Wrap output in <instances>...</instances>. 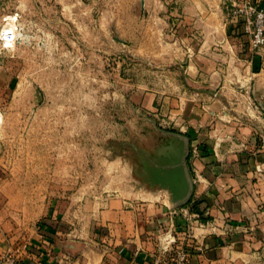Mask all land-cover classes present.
Listing matches in <instances>:
<instances>
[{
	"label": "crops",
	"instance_id": "obj_1",
	"mask_svg": "<svg viewBox=\"0 0 264 264\" xmlns=\"http://www.w3.org/2000/svg\"><path fill=\"white\" fill-rule=\"evenodd\" d=\"M245 1L264 9V0L149 3L175 10L170 21L180 26L160 54L149 52V63L165 73L162 95H149L189 140L190 153L200 154L192 165L187 160L189 202L176 207L191 186L176 159L184 142L169 137L172 156L153 167L165 177L147 181L149 198L101 196L85 204L82 218L67 202L35 220L25 208L18 224L0 146V257L14 255L19 264H152L160 240L173 234L191 264H252V255L264 251V48L252 51L242 22L228 14ZM5 77L0 68V91Z\"/></svg>",
	"mask_w": 264,
	"mask_h": 264
},
{
	"label": "rangeland",
	"instance_id": "obj_2",
	"mask_svg": "<svg viewBox=\"0 0 264 264\" xmlns=\"http://www.w3.org/2000/svg\"><path fill=\"white\" fill-rule=\"evenodd\" d=\"M150 2L0 0V146L18 224L25 208L35 220L67 202L82 218L101 196L149 198L147 181L163 171L153 167L172 156L163 131L179 127L150 96L162 95L165 73L148 55L180 32L177 12ZM252 258L264 264V251Z\"/></svg>",
	"mask_w": 264,
	"mask_h": 264
},
{
	"label": "built area",
	"instance_id": "obj_3",
	"mask_svg": "<svg viewBox=\"0 0 264 264\" xmlns=\"http://www.w3.org/2000/svg\"><path fill=\"white\" fill-rule=\"evenodd\" d=\"M230 16L242 22L244 33L249 38L252 51L264 48V9L254 2L234 3ZM4 43L15 44L16 33L6 30L1 36ZM197 150H194L196 152ZM20 260L10 254L0 257V264H19ZM152 264H191V255L185 244H181L173 234L164 235L159 251L153 256Z\"/></svg>",
	"mask_w": 264,
	"mask_h": 264
},
{
	"label": "water",
	"instance_id": "obj_4",
	"mask_svg": "<svg viewBox=\"0 0 264 264\" xmlns=\"http://www.w3.org/2000/svg\"><path fill=\"white\" fill-rule=\"evenodd\" d=\"M163 134L168 136V137H175V138L181 139L184 142V150H182V152H179L176 159L179 160V163H181V166L186 171V175L188 177V180H189V183L191 186V192L186 199L181 200V201L176 203V207L178 208V207H182V206L186 205L189 202L190 197H191L192 192H193V183L194 182L190 176V172H189L188 164H187V160L190 157V144H189V140L187 138L181 136L180 134L172 133V132H166V131H163ZM160 167H164V166H160ZM164 175H165L164 172L160 173L158 176H156V178H163V177H165Z\"/></svg>",
	"mask_w": 264,
	"mask_h": 264
},
{
	"label": "trees",
	"instance_id": "obj_5",
	"mask_svg": "<svg viewBox=\"0 0 264 264\" xmlns=\"http://www.w3.org/2000/svg\"><path fill=\"white\" fill-rule=\"evenodd\" d=\"M197 205V204H196ZM196 205H194V206H196Z\"/></svg>",
	"mask_w": 264,
	"mask_h": 264
}]
</instances>
